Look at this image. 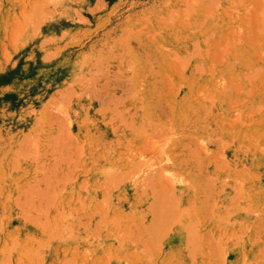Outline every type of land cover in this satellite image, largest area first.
Returning <instances> with one entry per match:
<instances>
[{
	"label": "rangeland",
	"instance_id": "1",
	"mask_svg": "<svg viewBox=\"0 0 264 264\" xmlns=\"http://www.w3.org/2000/svg\"><path fill=\"white\" fill-rule=\"evenodd\" d=\"M0 264H264V0H0Z\"/></svg>",
	"mask_w": 264,
	"mask_h": 264
},
{
	"label": "crops",
	"instance_id": "2",
	"mask_svg": "<svg viewBox=\"0 0 264 264\" xmlns=\"http://www.w3.org/2000/svg\"><path fill=\"white\" fill-rule=\"evenodd\" d=\"M86 1H89V0H86ZM27 36H28V34H27V32H25L23 35H22V39L23 40H26L27 41ZM170 212V211H169ZM176 228H174V230H175ZM170 235H169V240L167 241V242H169L171 245L173 244V245H177V242H178V240H180V241H182L183 240V233H182V231H171L170 233H169ZM178 234H180L179 235V237H178Z\"/></svg>",
	"mask_w": 264,
	"mask_h": 264
}]
</instances>
